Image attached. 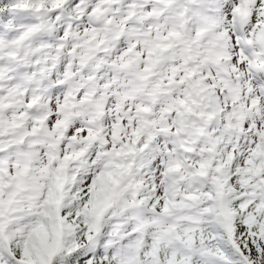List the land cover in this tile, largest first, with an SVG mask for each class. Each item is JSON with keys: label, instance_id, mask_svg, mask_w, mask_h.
<instances>
[{"label": "snow or ice", "instance_id": "obj_1", "mask_svg": "<svg viewBox=\"0 0 264 264\" xmlns=\"http://www.w3.org/2000/svg\"><path fill=\"white\" fill-rule=\"evenodd\" d=\"M0 264H264V0H0Z\"/></svg>", "mask_w": 264, "mask_h": 264}]
</instances>
